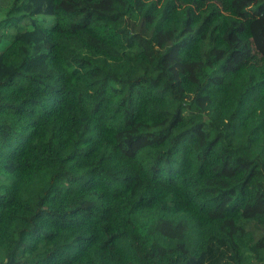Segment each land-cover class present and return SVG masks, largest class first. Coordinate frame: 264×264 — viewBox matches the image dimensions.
<instances>
[{"label":"trees","instance_id":"trees-1","mask_svg":"<svg viewBox=\"0 0 264 264\" xmlns=\"http://www.w3.org/2000/svg\"><path fill=\"white\" fill-rule=\"evenodd\" d=\"M0 264H264V0H0Z\"/></svg>","mask_w":264,"mask_h":264}]
</instances>
